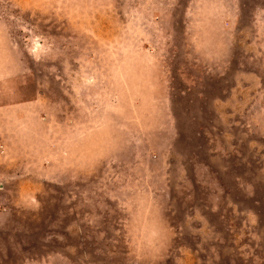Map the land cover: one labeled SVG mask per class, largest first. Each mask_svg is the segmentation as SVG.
I'll list each match as a JSON object with an SVG mask.
<instances>
[{
	"label": "rangeland",
	"instance_id": "obj_1",
	"mask_svg": "<svg viewBox=\"0 0 264 264\" xmlns=\"http://www.w3.org/2000/svg\"><path fill=\"white\" fill-rule=\"evenodd\" d=\"M0 264H264V0H0Z\"/></svg>",
	"mask_w": 264,
	"mask_h": 264
}]
</instances>
